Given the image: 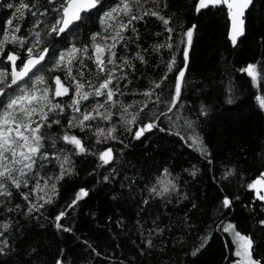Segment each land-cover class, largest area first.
<instances>
[{
  "label": "trees",
  "instance_id": "trees-1",
  "mask_svg": "<svg viewBox=\"0 0 264 264\" xmlns=\"http://www.w3.org/2000/svg\"><path fill=\"white\" fill-rule=\"evenodd\" d=\"M197 1L166 0L168 8L163 9L161 5V14L172 17L170 27L174 29L175 46L172 54L176 55L177 68L182 66L179 53L185 50L179 43L181 33L191 25L197 26L184 92L186 103L191 107L184 115L197 120L200 104L209 105V115L199 117L197 130L212 154L211 163L201 156L197 147L173 134L179 128H170L168 132L153 130L146 133L143 143L122 132L120 139L129 146L121 154L122 145L118 141L108 142L115 159L102 167L95 157H73L77 174L61 181L55 203L43 210L39 222L28 221L18 233V239L13 241L22 251L21 256L13 257L15 264H55L56 260L63 264H233L232 237L222 230H214L221 222L223 225L231 222L237 226V231L251 235L259 244L256 251L264 254V228L259 224L264 219V202L257 199L255 190L247 187L264 174L261 159L264 110L255 99L264 97V78L258 77L254 84L242 71L247 64L264 60V0H254V7L246 13L245 35L235 47L229 37L226 9L210 7L197 13L194 7ZM110 2L105 0L104 10ZM8 3L18 4L19 0L0 1V21L11 18L13 10L7 8ZM39 4L40 11L48 7L47 0H39ZM145 7L153 5L149 3ZM96 15L93 11L86 26L81 24L78 32L68 39L87 42L88 35L99 30ZM43 19L48 22L46 17ZM136 26L141 35V47L163 41L167 35L163 24L155 17L137 22ZM155 33L163 35L157 38ZM43 40L45 46L51 43L47 36H43ZM138 50L134 44L129 49L131 54ZM169 59V50L162 49L148 56L146 65L137 63L134 72L125 69L128 79L121 81L125 96L119 98L125 104L143 101L145 97L139 93L150 87V81L160 79L166 71L164 62ZM86 63L92 69L95 83V68L90 62ZM7 64L9 62L3 60L0 68ZM85 74H88L87 69ZM174 75L175 69L168 74L169 87ZM229 97L233 100L231 104L227 103ZM58 99L64 102L67 97ZM100 126L105 125L101 122ZM90 149L103 151V146L93 140ZM193 166L199 170L196 177L189 174ZM164 168L178 181L179 195L172 194L166 200L156 197L149 205H143L142 200L149 198L148 189L163 177ZM226 169H234L235 174L225 179ZM104 176L110 179L105 181ZM81 187L86 188L89 195L69 207ZM185 195L188 199H183ZM225 196L233 201L230 208L222 207ZM192 203L197 208L193 209ZM60 211L68 213L60 223L72 231L64 232L55 227V216ZM186 215L194 228L185 226ZM153 220L166 230L159 237L153 236V248L145 250L137 221L149 228L153 227ZM205 234H211L212 239L206 242L204 254L190 255ZM32 247L37 252L29 255ZM0 264L6 262L0 259Z\"/></svg>",
  "mask_w": 264,
  "mask_h": 264
},
{
  "label": "snow or ice",
  "instance_id": "snow-or-ice-1",
  "mask_svg": "<svg viewBox=\"0 0 264 264\" xmlns=\"http://www.w3.org/2000/svg\"><path fill=\"white\" fill-rule=\"evenodd\" d=\"M149 3L153 7H145ZM47 4L48 7L40 11L39 0L8 3L7 8L13 10L11 18L0 21V63L3 60L9 62L0 68V259L6 264H15L13 257L22 254L13 241L18 239L24 225L30 220L39 222L43 210L59 197L61 181L77 174L73 157L92 156L99 160V166L109 165L115 156L113 148L107 146L108 142L118 141L122 145L121 154L129 146L120 139L122 132L143 143L146 133L153 130L168 132L170 128H179L173 134L197 147L201 156L211 163L212 154L197 130V120L209 115V105L200 104L197 120L184 115L191 107L186 103L184 92L196 25L181 33L179 43L185 50L179 53L182 66L177 68L176 55L172 54L175 47L174 29L170 27L172 17L161 14V5L163 9L168 8L166 0H111L107 10H104L105 0H47ZM210 6L226 9L231 20L230 39L235 47L239 38L245 35L246 13L254 7V0H198L194 7L199 13ZM93 11L97 13L99 30L91 32L87 42L69 40L81 24L86 26L92 19ZM148 17L159 20L167 35L163 41L141 47V35L136 25ZM154 35L159 38L163 34ZM43 36L51 41L47 46ZM133 44L139 50L131 54L129 49ZM162 49H168L170 53V59L164 62V74L158 81H150V87L139 93L145 97L143 101L125 104L119 98L125 96L121 88V81L128 79L125 69L134 72L137 63L146 65L147 57ZM86 62L95 68V83L92 69ZM174 69L169 87L166 81ZM242 71L255 84L258 77L264 78V60L249 63ZM62 97L67 100L61 102L58 98ZM255 99L264 110V97L256 96ZM227 103H233L231 97ZM101 122L104 127L100 126ZM93 140L96 145L103 146V151L90 149ZM261 159L264 160V150ZM198 171L193 166L189 174L196 177ZM234 174V169H226L224 178ZM103 179L107 181L110 177ZM247 187L255 190L257 199L264 202V174ZM172 194L179 195L178 181L169 169L164 168L163 177L148 189L149 198L143 199L142 203L147 206L153 198L166 200ZM88 195L86 188H79L69 207H74ZM183 199L188 197L185 195ZM235 199L239 200V197ZM232 203L225 196L222 207L230 208ZM191 206L197 208L195 203ZM67 215V211H60L55 216V227L64 232L72 231L60 223ZM184 224L188 229L195 227L187 215ZM259 224L264 228V219ZM137 225L142 229L145 250L153 248V236L159 237L166 230L156 220L152 221L153 227L145 228L139 221ZM214 230L231 235L233 264H264V254L256 251L259 244L251 235L237 231L235 224L223 225L221 222ZM210 239L211 234L202 236L190 255H203ZM36 252L37 249L32 247L29 255ZM55 264L63 262L56 260Z\"/></svg>",
  "mask_w": 264,
  "mask_h": 264
},
{
  "label": "water",
  "instance_id": "water-1",
  "mask_svg": "<svg viewBox=\"0 0 264 264\" xmlns=\"http://www.w3.org/2000/svg\"><path fill=\"white\" fill-rule=\"evenodd\" d=\"M0 1H1V0H0ZM197 3H198V1H197ZM210 7H211V6H210ZM202 10H205V9H202ZM202 10H201V11H202ZM197 13H198V12H197ZM229 21H230V28H229V37H230V33H231V20H230V18H229ZM245 31H246V23H245ZM240 38H241V37H240ZM240 38H239V39H240ZM238 41H239V40H238ZM42 63H43V62H42ZM38 67H39V66H38ZM33 71H35V69H34ZM258 178H259V177H257L256 179H258ZM256 179H255V180H256Z\"/></svg>",
  "mask_w": 264,
  "mask_h": 264
},
{
  "label": "rangeland",
  "instance_id": "rangeland-1",
  "mask_svg": "<svg viewBox=\"0 0 264 264\" xmlns=\"http://www.w3.org/2000/svg\"><path fill=\"white\" fill-rule=\"evenodd\" d=\"M231 236V235H230Z\"/></svg>",
  "mask_w": 264,
  "mask_h": 264
}]
</instances>
